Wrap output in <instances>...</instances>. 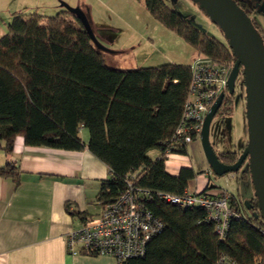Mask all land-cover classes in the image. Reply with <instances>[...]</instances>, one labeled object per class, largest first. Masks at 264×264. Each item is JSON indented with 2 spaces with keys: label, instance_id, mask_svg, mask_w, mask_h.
I'll return each instance as SVG.
<instances>
[{
  "label": "trees",
  "instance_id": "1",
  "mask_svg": "<svg viewBox=\"0 0 264 264\" xmlns=\"http://www.w3.org/2000/svg\"><path fill=\"white\" fill-rule=\"evenodd\" d=\"M140 1L155 21L199 57L235 64L226 39L224 43L199 31L165 0ZM236 4L248 17L245 1ZM190 79V65L137 69L107 65L79 20L64 9L54 17L36 12L14 15L0 37L1 149L10 156L17 137L27 147L86 148L110 171L96 197L101 209L118 198L127 182L149 192L143 203L163 228L148 242L143 257L122 264H219L223 260L264 264V219L254 197L247 211L231 194L232 208L241 210L243 217L230 219L223 239L202 208H181L157 197L159 193L183 196L195 178L191 169L183 168L176 176L165 170L167 151L185 153V146H173L172 139ZM232 99L227 91L216 115L225 105V112H230ZM81 128L88 131L87 144L79 138ZM151 150L159 151L156 159L147 155ZM215 152L221 163L232 165L242 151ZM18 176L14 163L0 167V178L17 182Z\"/></svg>",
  "mask_w": 264,
  "mask_h": 264
},
{
  "label": "crops",
  "instance_id": "2",
  "mask_svg": "<svg viewBox=\"0 0 264 264\" xmlns=\"http://www.w3.org/2000/svg\"><path fill=\"white\" fill-rule=\"evenodd\" d=\"M195 55L193 62L199 58ZM79 138L87 144L88 131L81 128ZM2 146L0 142V167L10 161L19 168V176L17 182L0 178V264H117L109 256L71 255L66 245L67 236L84 224L83 218L101 213L96 197L100 182L110 177L109 169L86 148L27 147L17 137L12 154L6 156ZM147 155L156 159L159 151ZM183 168L195 173L189 193L203 190L215 177L208 175L211 170L200 141L185 146L183 154L167 156L169 175L176 176Z\"/></svg>",
  "mask_w": 264,
  "mask_h": 264
},
{
  "label": "rangeland",
  "instance_id": "3",
  "mask_svg": "<svg viewBox=\"0 0 264 264\" xmlns=\"http://www.w3.org/2000/svg\"><path fill=\"white\" fill-rule=\"evenodd\" d=\"M245 1L248 18L255 32L264 40V0ZM165 2L199 31L226 43L221 28L206 16L198 4L192 0ZM62 3L78 7L85 13L95 38L92 43L111 67L137 69L167 63L191 65L196 56L182 39L155 21L140 0H0V37L7 32L13 15L36 12L43 17H54L61 12ZM227 108L225 105L221 109L226 114L221 115L219 111L211 120L209 143L217 151L240 152L248 141L246 87L241 70L234 82L232 109L228 113L225 112ZM211 182L232 192L245 206L254 197L248 160L238 174L211 177Z\"/></svg>",
  "mask_w": 264,
  "mask_h": 264
},
{
  "label": "built area",
  "instance_id": "4",
  "mask_svg": "<svg viewBox=\"0 0 264 264\" xmlns=\"http://www.w3.org/2000/svg\"><path fill=\"white\" fill-rule=\"evenodd\" d=\"M232 65L219 64L206 58H197L190 65L191 79L181 117L173 134V146H187L199 141L206 115L221 94H227V82ZM171 155L167 151L166 156ZM211 177L212 172H208ZM233 175V174H230ZM227 176V175H226ZM201 191L183 196L157 194L160 200L181 208L199 207L206 220L214 225L216 235L223 239L232 217L241 218V210L231 205V193L223 187L208 184ZM149 192L127 182L126 188L101 213L71 232L66 239L71 255L84 253L91 256H109L117 264L130 258L143 257L148 242L158 234L163 224L146 209ZM219 264H233L223 260Z\"/></svg>",
  "mask_w": 264,
  "mask_h": 264
},
{
  "label": "water",
  "instance_id": "5",
  "mask_svg": "<svg viewBox=\"0 0 264 264\" xmlns=\"http://www.w3.org/2000/svg\"><path fill=\"white\" fill-rule=\"evenodd\" d=\"M218 25L236 58L228 77L227 89L233 94L234 82L239 71L244 77L246 87V118L248 122V141L240 157L232 165L219 161L215 150L209 143V125L222 105L221 94L206 115L200 134V144L204 158L215 177L236 174L248 160V168L257 200V208L264 219V48L263 42L255 32L250 19L237 6V0H192ZM62 9L74 15L84 30L95 42L91 25L85 13L78 7L61 4ZM98 48V47H97ZM250 211V205L245 206Z\"/></svg>",
  "mask_w": 264,
  "mask_h": 264
}]
</instances>
